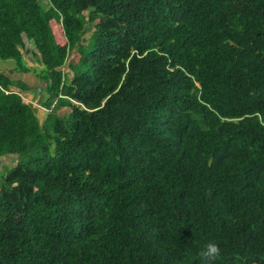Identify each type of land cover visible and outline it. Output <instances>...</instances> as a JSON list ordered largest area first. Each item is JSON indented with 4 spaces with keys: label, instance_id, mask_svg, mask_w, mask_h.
I'll use <instances>...</instances> for the list:
<instances>
[{
    "label": "trees",
    "instance_id": "trees-1",
    "mask_svg": "<svg viewBox=\"0 0 264 264\" xmlns=\"http://www.w3.org/2000/svg\"><path fill=\"white\" fill-rule=\"evenodd\" d=\"M43 1L0 0L45 110L0 71V264H264V0Z\"/></svg>",
    "mask_w": 264,
    "mask_h": 264
},
{
    "label": "rangeland",
    "instance_id": "rangeland-1",
    "mask_svg": "<svg viewBox=\"0 0 264 264\" xmlns=\"http://www.w3.org/2000/svg\"><path fill=\"white\" fill-rule=\"evenodd\" d=\"M47 0H45V1H43V4L44 5H46L47 4ZM51 25H52V28H53V31H54V34H55V37H56V40L58 41V42H60V43H63V42H65V37H64V35H63V33H62V30H61V25H60V22L58 21V20H56V19H52V21H51ZM26 43H27V45L28 46H32V43L30 42V41H27L26 40ZM77 54L75 53V50L74 49H72L71 50V53H70V55H69V57H68V59L69 58H75V57H77L76 56ZM26 58H30V56L27 54L26 55ZM10 61H12L13 62V59H11V58H9V59H2V58H0V71L1 70H3L4 68H5V63H7V62H10ZM31 65H33V63H35V62H33V61H31V60H29L28 61ZM65 70H68V67L67 66H65ZM36 77H38V76H36ZM39 78V77H38ZM31 83L32 84H34L35 85V89H34V91L32 90V89H28V90H26L27 92H29V93H32V92H34V93H36V92H40V93H42V91H39V88L40 89H42V85H43V80L41 81V80H39L38 82H36L35 80H31ZM38 88V89H37ZM36 90V91H35ZM25 91V90H24ZM40 93H36L37 94V96H36V100L35 101H33V103H32V106L34 107V109H36V111H37V113H38V115L39 116H42V114L45 112V110L42 108V107H40V105H39V98H40ZM24 95H25V93H24ZM43 98V97H42ZM41 98V99H42ZM27 100V99H26ZM41 101V100H40ZM9 157L8 156H2V157H0V170L3 168V166H4V164H6V163H8V159ZM11 163V162H10Z\"/></svg>",
    "mask_w": 264,
    "mask_h": 264
},
{
    "label": "crops",
    "instance_id": "crops-1",
    "mask_svg": "<svg viewBox=\"0 0 264 264\" xmlns=\"http://www.w3.org/2000/svg\"><path fill=\"white\" fill-rule=\"evenodd\" d=\"M14 63L12 61L5 63V68L3 70H5V73H7L11 78L13 79H21L23 81H25L31 88H34L35 85L31 83V80H35L36 82L39 81V78L36 77L37 75L35 73H33L32 71H16L13 68ZM38 89V88H37ZM34 91V89H32ZM39 91H42V89L39 88ZM23 93H25V99H27V101H29V103H33V101L36 100V93H40V92H32L29 93L27 91H24ZM43 91L42 93H40V100L43 97ZM40 100H39V105H40Z\"/></svg>",
    "mask_w": 264,
    "mask_h": 264
},
{
    "label": "clouds",
    "instance_id": "clouds-1",
    "mask_svg": "<svg viewBox=\"0 0 264 264\" xmlns=\"http://www.w3.org/2000/svg\"><path fill=\"white\" fill-rule=\"evenodd\" d=\"M220 256L221 248L219 244L214 241L208 242L199 253L201 264H214Z\"/></svg>",
    "mask_w": 264,
    "mask_h": 264
}]
</instances>
